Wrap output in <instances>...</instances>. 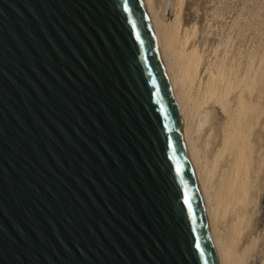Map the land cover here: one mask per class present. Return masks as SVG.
<instances>
[{
    "label": "water",
    "instance_id": "obj_1",
    "mask_svg": "<svg viewBox=\"0 0 264 264\" xmlns=\"http://www.w3.org/2000/svg\"><path fill=\"white\" fill-rule=\"evenodd\" d=\"M0 264H216L143 0H0Z\"/></svg>",
    "mask_w": 264,
    "mask_h": 264
},
{
    "label": "bare ground",
    "instance_id": "obj_2",
    "mask_svg": "<svg viewBox=\"0 0 264 264\" xmlns=\"http://www.w3.org/2000/svg\"><path fill=\"white\" fill-rule=\"evenodd\" d=\"M192 1L143 3L215 262L264 264V48L243 55L212 39Z\"/></svg>",
    "mask_w": 264,
    "mask_h": 264
},
{
    "label": "rangeland",
    "instance_id": "obj_3",
    "mask_svg": "<svg viewBox=\"0 0 264 264\" xmlns=\"http://www.w3.org/2000/svg\"><path fill=\"white\" fill-rule=\"evenodd\" d=\"M192 2L195 4L192 3L190 13L197 16L201 25H204L202 26L205 31L212 35V39L225 40L227 37L230 44L243 55L255 52L254 50L258 52L261 46L264 48V0H195ZM263 229L264 226L260 231Z\"/></svg>",
    "mask_w": 264,
    "mask_h": 264
}]
</instances>
